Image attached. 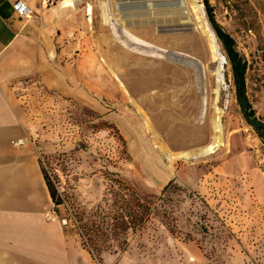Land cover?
Segmentation results:
<instances>
[{"label": "rangeland", "instance_id": "obj_1", "mask_svg": "<svg viewBox=\"0 0 264 264\" xmlns=\"http://www.w3.org/2000/svg\"><path fill=\"white\" fill-rule=\"evenodd\" d=\"M74 1L73 33L58 59L76 68L80 94L31 77L14 90L27 112L28 142L63 201L51 215L69 221L95 264H264V0H210L248 63L256 117L245 114L216 35L228 61L218 102L225 145L173 161L139 109L170 153L211 141L218 61L189 1L167 8L186 15L151 16V24L121 17L119 0Z\"/></svg>", "mask_w": 264, "mask_h": 264}, {"label": "crops", "instance_id": "obj_2", "mask_svg": "<svg viewBox=\"0 0 264 264\" xmlns=\"http://www.w3.org/2000/svg\"><path fill=\"white\" fill-rule=\"evenodd\" d=\"M14 1L0 0V264H95L75 230L51 215V191L14 92L31 77L69 97L80 94L76 68L58 59L68 51L75 1L23 0L33 12L27 20Z\"/></svg>", "mask_w": 264, "mask_h": 264}, {"label": "bare ground", "instance_id": "obj_3", "mask_svg": "<svg viewBox=\"0 0 264 264\" xmlns=\"http://www.w3.org/2000/svg\"><path fill=\"white\" fill-rule=\"evenodd\" d=\"M149 1L151 2V4H147L146 9H148V10L159 9V10H163V12H158V13L151 12V13H149V12H145L146 10H143V8H141V7L137 8L136 11H134V8L130 5L131 4L130 3V4H128L129 5L128 9H126V11L124 10L125 11L124 14L122 13V10L119 11L120 13H122L120 16L122 17L124 15H134V18L135 17L139 18V21H138L139 24L140 23L151 24V22L148 21V19L151 16L163 15V14L167 15V14H171V13H174V14L181 16V15H186L188 13L184 10H182V11L176 10L174 12L167 10V8H175V9L181 8L183 6V3H180L177 0H175V1L172 0L173 5H171V6L159 7V8H157L155 6L154 0H149ZM188 1H189L190 10L192 11V13L196 19L197 26L199 27V30L203 34L206 42L208 43L212 57H214V59H216L218 61V67L215 71V75L217 78L216 100H215V106H214V113H213V116L211 118V123H210L211 131H212V133H211L212 137H211V141L207 145L202 146L201 148L194 149V150H188L186 152L179 153V154L170 153L166 149V147L159 141L158 137L154 134L152 126L148 122V120H147L146 116L144 115V113L142 112V110L139 109V112H141V115L143 117L142 120H143L146 128L152 133V137H153V139H155L157 147L159 148V150L163 154H165L167 156V158L170 161H173L175 159L188 160V159L202 158L206 155H210V154L216 152L219 148H221L222 146L225 145V135H224L225 134V128H224V124L222 121L223 110L220 108V106L218 104L220 88L225 86V76H224L223 72H224V66L226 64L224 63V58H223L224 54L222 52L220 43H219L215 33L213 32L212 28L209 26V24L207 22L205 11L203 10V6L199 3L198 0H188ZM136 2L142 3V0H136L135 3ZM162 4H166V3H162ZM120 5H121V3L119 2L118 6L120 7ZM141 18H143L144 20H142ZM126 19H128V18H126ZM125 35L127 36V38L130 41L134 42L136 45H137V43L138 44L143 43V41L141 39H139L138 37L136 38L134 35H132L130 32H128L126 30H125ZM120 37H121V35H120ZM122 39L119 41H122ZM145 45H147V44H145ZM127 47H129V46H127ZM141 51L142 50H140V52ZM137 52H139V51H137ZM148 53H149V51H148ZM150 55H152V54H150ZM170 56H173L174 58H176V60L181 61L179 58H177L176 56H174L172 54ZM116 78L118 79V84H119L121 91H123V93H126L130 97V100L132 102L131 93H130L126 83H124V81L122 79H120L118 76H116Z\"/></svg>", "mask_w": 264, "mask_h": 264}, {"label": "trees", "instance_id": "obj_4", "mask_svg": "<svg viewBox=\"0 0 264 264\" xmlns=\"http://www.w3.org/2000/svg\"><path fill=\"white\" fill-rule=\"evenodd\" d=\"M203 2L205 5V10L208 13L210 24L214 28L215 33L217 34V37L220 43H222L226 52V57L230 61L232 74H234L235 86L238 93L237 96L241 99V104L245 107V114L248 118H255L256 109L248 98V91L246 89L248 63L237 50V42L235 38L216 19L210 0H203ZM261 128V131L264 130V124L261 125ZM43 173L45 174L47 185L51 191L53 201L56 205H61L63 201L58 194V190L53 186L52 182L48 178V173L44 168ZM166 190H168V187ZM147 207L149 208V206Z\"/></svg>", "mask_w": 264, "mask_h": 264}, {"label": "water", "instance_id": "obj_5", "mask_svg": "<svg viewBox=\"0 0 264 264\" xmlns=\"http://www.w3.org/2000/svg\"><path fill=\"white\" fill-rule=\"evenodd\" d=\"M136 0H119V2L121 3L120 7L118 6V10L121 11L122 10V13L124 14V12L126 11V9H128V4H130L133 8H134V11H136L137 8H143V9H146L147 8V3H141V2H136ZM154 3H155V6L157 8L159 7H168V6H171L173 5V2H169L166 3V2H160L159 0H154ZM162 3H166V4H162ZM137 5V6H136ZM125 10V11H124ZM124 18H134V15H124ZM215 33V32H214ZM215 35H217L215 33ZM173 54V53H172ZM175 55V54H173ZM177 58H179V56H177ZM223 58H224V63L226 64L228 61H227V58L225 57V55H223Z\"/></svg>", "mask_w": 264, "mask_h": 264}, {"label": "built area", "instance_id": "obj_6", "mask_svg": "<svg viewBox=\"0 0 264 264\" xmlns=\"http://www.w3.org/2000/svg\"><path fill=\"white\" fill-rule=\"evenodd\" d=\"M14 2L15 3L13 4V7L19 17H22L23 19L26 20L32 18L33 12L28 2H25L23 0H15ZM64 223L68 224L69 221L64 219Z\"/></svg>", "mask_w": 264, "mask_h": 264}]
</instances>
